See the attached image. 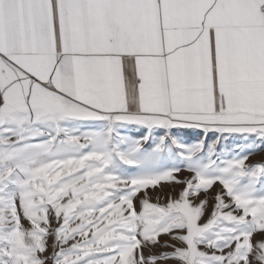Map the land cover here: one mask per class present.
Instances as JSON below:
<instances>
[{
	"label": "snow or ice",
	"instance_id": "obj_1",
	"mask_svg": "<svg viewBox=\"0 0 264 264\" xmlns=\"http://www.w3.org/2000/svg\"><path fill=\"white\" fill-rule=\"evenodd\" d=\"M259 152L264 0H0V264H264Z\"/></svg>",
	"mask_w": 264,
	"mask_h": 264
},
{
	"label": "rangeland",
	"instance_id": "obj_2",
	"mask_svg": "<svg viewBox=\"0 0 264 264\" xmlns=\"http://www.w3.org/2000/svg\"><path fill=\"white\" fill-rule=\"evenodd\" d=\"M262 160H264V152H259L257 154L250 156L248 163L249 164H255V163L261 162Z\"/></svg>",
	"mask_w": 264,
	"mask_h": 264
}]
</instances>
